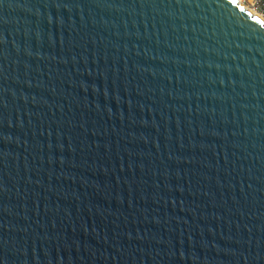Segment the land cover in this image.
Masks as SVG:
<instances>
[{
	"label": "water",
	"instance_id": "water-1",
	"mask_svg": "<svg viewBox=\"0 0 264 264\" xmlns=\"http://www.w3.org/2000/svg\"><path fill=\"white\" fill-rule=\"evenodd\" d=\"M247 12L5 0V264H264V28Z\"/></svg>",
	"mask_w": 264,
	"mask_h": 264
},
{
	"label": "snow or ice",
	"instance_id": "snow-or-ice-1",
	"mask_svg": "<svg viewBox=\"0 0 264 264\" xmlns=\"http://www.w3.org/2000/svg\"><path fill=\"white\" fill-rule=\"evenodd\" d=\"M228 3L233 5V7L238 9L241 13L246 12V9L240 6V3L238 2V0H228ZM3 6H5V0H0V7H3ZM247 14L250 17V19L252 20V23L254 25H259L261 28H264V19H261L255 15H253L251 12H247ZM0 139H2V138H0ZM54 147H55V145H53V148ZM0 159H3L2 155H0ZM261 227H262V229H264V223H262ZM248 243H249V245L251 244V236L248 239ZM260 245H261L260 250L257 253L258 256L264 255V232H262V238L260 241ZM248 255H251L250 250H249ZM5 259H6V256L4 254V250L2 247H0V264H5Z\"/></svg>",
	"mask_w": 264,
	"mask_h": 264
},
{
	"label": "built area",
	"instance_id": "built-area-1",
	"mask_svg": "<svg viewBox=\"0 0 264 264\" xmlns=\"http://www.w3.org/2000/svg\"><path fill=\"white\" fill-rule=\"evenodd\" d=\"M252 10L264 18V0H244Z\"/></svg>",
	"mask_w": 264,
	"mask_h": 264
},
{
	"label": "bare ground",
	"instance_id": "bare-ground-1",
	"mask_svg": "<svg viewBox=\"0 0 264 264\" xmlns=\"http://www.w3.org/2000/svg\"><path fill=\"white\" fill-rule=\"evenodd\" d=\"M241 3H243V4H241ZM238 2L240 3V5H242L247 11H250L253 15H255V16H257V17H259V18H261V19H264L261 15H259L258 13H256L254 10H252L249 6H247V5H245V1L244 0H238Z\"/></svg>",
	"mask_w": 264,
	"mask_h": 264
},
{
	"label": "rangeland",
	"instance_id": "rangeland-1",
	"mask_svg": "<svg viewBox=\"0 0 264 264\" xmlns=\"http://www.w3.org/2000/svg\"><path fill=\"white\" fill-rule=\"evenodd\" d=\"M240 2V1H239ZM241 3V2H240ZM241 4H243V3H241ZM244 5V4H243ZM245 5H247V3H246V1H245Z\"/></svg>",
	"mask_w": 264,
	"mask_h": 264
}]
</instances>
